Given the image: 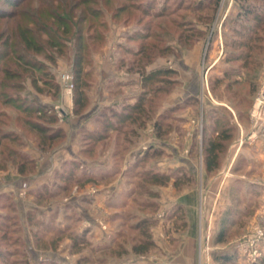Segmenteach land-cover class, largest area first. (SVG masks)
<instances>
[{"label":"rangeland","instance_id":"rangeland-1","mask_svg":"<svg viewBox=\"0 0 264 264\" xmlns=\"http://www.w3.org/2000/svg\"><path fill=\"white\" fill-rule=\"evenodd\" d=\"M206 1L208 0H126L125 2L121 0H0V83L3 84L5 81L4 73L6 70L16 67L15 60L19 54L26 53V58H38L50 65L49 61L46 60V55L51 54L52 51L49 46L47 48L44 44L48 43L50 39L58 37L57 34H54V31L59 30L62 34L63 29H59L57 21L60 20L59 16L63 13L67 17L74 16L77 18L84 10L87 21L81 24L83 40L88 41L91 33L88 27L93 23L94 26H97H95V32L104 31L106 33L107 31L110 41L109 47L112 50L117 42L138 31L140 27L136 19L123 24L111 18V14L119 5L125 3L129 5L137 4L141 9L151 5V8L155 10L163 7L167 11H175L180 14V16L177 14L174 17L169 15L168 19L165 18L167 21L165 24L170 23V20H175L177 23L179 20L183 22L186 20V22L189 21L205 28V23L197 19L198 13L197 11L194 12V8L200 4L204 6ZM74 4L77 7L70 13L69 10L61 11L63 5L70 8ZM187 5H189L187 11L181 10ZM239 9L240 6L236 0H222L211 30L207 31L200 41L202 44L198 66L200 75V95L198 97L200 98V104L197 102L198 113L191 117L195 120V128L192 131L194 140L188 148L193 155L192 158H196L197 170L195 172L190 171L188 177H193V181L189 186L193 188L197 186L200 192L199 220L197 223L199 239L196 251L199 263L202 264H222V262L215 261L214 256L218 252L225 251L237 253V261L232 264H262V261L264 262V236L254 243L258 230L264 231V137L259 131L260 127L262 129L264 125V115L258 116L257 119L253 116L258 96L264 87V2L257 3V11L263 19L262 27L257 29L252 27L254 25L253 21L244 22L242 25L233 24L232 17L238 14ZM201 10L204 14L210 12L209 10H203V8ZM93 12L95 17H92ZM153 13L156 14L154 11ZM124 16L122 14L121 19L118 20H123ZM64 19L63 22L67 23ZM155 20L160 23L158 19ZM103 21L106 24L100 27ZM154 23L153 20L152 24ZM44 25L49 28L46 31L47 33L41 32ZM27 27L31 29L30 32L25 31ZM251 28L254 29L251 31ZM4 31L8 33L4 34ZM66 31V35L62 34L61 40H58L60 43L66 44V54L57 57L59 66L53 67L50 65L52 72L56 74L61 82L64 91V100L55 103L59 121H64L74 110V87L73 93L68 96L66 87L68 85L62 81L61 75L63 73L73 75L68 67L74 57L77 31L76 27L74 28L71 24ZM23 37L30 39L34 47L43 46V49H41L43 52L35 53L33 48L30 52H27L24 48L25 41ZM89 43L88 48H91L94 57L100 50L94 46L95 41L90 40ZM136 47L138 45H135ZM9 75L7 74V76ZM25 76L27 78L22 81L25 86L24 95L32 98L36 91L32 86L30 74ZM224 76L227 77L226 81L219 84L218 79ZM39 95L42 99L44 96L47 97V95ZM2 99L3 97H0V101ZM191 101L186 102L193 103ZM2 109L9 112H5V117L0 116V119L4 122L1 129L2 133H5L8 129L13 130V134H9V139H5L3 144L12 145L10 139L17 133H24L26 139H31V136H28L19 127L20 125L16 124L14 115L17 112L11 108H4L0 102V111ZM208 110L214 111L208 114ZM204 113L207 115L204 116ZM187 116L190 118V115ZM214 126H217L218 132L227 127L231 128L233 132L231 138L225 141L226 149L222 153L219 169L208 174L204 166L202 143L204 135H211V129ZM30 139L26 142L24 149L32 150ZM259 143L261 145H258ZM172 162L177 161L173 160ZM122 164H125L124 161ZM8 165L10 166V174L8 173V177L0 175V185H3L4 182L8 183L9 180H11L10 182L14 181L13 169L15 167L11 162ZM144 166L156 167L157 162H152L148 158ZM7 169L8 166L5 170H1L2 173L8 172ZM128 175L134 184L128 186L129 190L125 192V196H128V202L123 203L118 196L115 198V203L116 199L119 200H117V204L113 205L119 209V212L115 213L113 223L109 224L111 229L108 224L103 225L102 223L103 228H105L104 231L109 232L106 235L107 237L98 240L91 239L92 242H89V247L84 249L91 257L87 264H96L95 258L100 254L101 249L106 250V253L104 252L106 257L102 264H142L145 262L156 264L157 262L154 263L151 259L152 255L159 257L161 261L159 264L174 261V250L171 253L167 251V255H164L165 251L163 249H169L168 242H171V244L173 242L172 236H170V239L165 240L162 236L163 232H161L162 226L165 225L167 220L168 212L163 208L162 202L149 197L147 190L142 189L143 194L140 193L138 183L141 182L142 174L134 172V174ZM0 188L2 189L1 186ZM186 189L188 188H183V190ZM4 193L6 192L2 189L0 191V216L11 215L14 217L16 215L15 221L17 224H14L15 222L12 219L0 218V251L4 256L0 258V264H21L18 261H21L19 259L23 258V254L29 264H49V257L42 256L36 261L33 260L31 255V250L40 246L38 244L39 238L44 240L46 234L41 233L42 236L38 237L39 234L36 236L35 232H31V228L29 232L28 226H25L18 213V207L13 197ZM168 197H170L169 194ZM206 197L207 202L205 203ZM208 198H212V201L215 199L216 204L212 206L213 204L209 202ZM171 210L174 211L173 208ZM204 214L209 217L208 223L203 222ZM146 216L153 217L157 222L151 227V231L158 247L153 252L145 254L147 258L135 257L132 254L122 255L121 252H118L122 250V247L128 249L130 253L133 244L141 240L142 235L138 225ZM168 222L165 225L167 235L173 228L170 219ZM178 225L177 227H179ZM78 226V223L73 222L68 232L81 236V231L75 230L78 229ZM188 226L187 224V227L182 230L187 232L189 230ZM222 229L226 230L227 237L225 242L218 244L216 239ZM64 241L62 240L60 246L65 245ZM81 252L83 251L81 250ZM66 258L65 261H59L60 263L56 262L55 264H76L75 261Z\"/></svg>","mask_w":264,"mask_h":264},{"label":"crops","instance_id":"crops-1","mask_svg":"<svg viewBox=\"0 0 264 264\" xmlns=\"http://www.w3.org/2000/svg\"><path fill=\"white\" fill-rule=\"evenodd\" d=\"M127 38L128 36L117 42L112 50L108 39L93 57L92 85L87 91L88 107L81 114L71 111L64 121H59L56 125L64 129L66 137L56 147L46 151L38 146L35 138H29L32 150L25 148L24 151L36 161L34 172L22 175L13 165L14 181L9 180L0 185L6 192L4 194L13 197L29 232L31 228L32 233L35 232L36 236L39 234L38 237L42 236L41 233L46 234L45 241L39 238V248L31 250L33 260L37 261L44 256L50 258L49 264H55L68 257L76 264L89 263L90 254L84 249L89 247L91 239L107 237L109 232L104 231L103 225L112 224L115 213L119 212L113 204H117L119 199L123 203L128 202L125 192L129 190L128 186L134 185L128 174H141L144 168L138 166V163L144 165L145 162H140L150 157L154 151L159 153L154 161L157 162V171L162 174L181 175L197 170L196 158H192L188 148L194 140L192 131L195 120L191 117L199 110L197 102L190 99L200 95L198 66L201 42L189 50H182L177 42H173V54L158 57L147 67L148 73L167 68L175 72L173 85L168 93H164V82H156L157 94L162 98L156 103L153 118H150L147 111L149 105L144 101L145 97H150V93L143 76L131 72L128 66H120L119 63L121 59L118 44L126 42ZM73 63L72 59L68 67L70 72L73 71ZM63 92L62 90L61 102L64 100ZM34 96L43 104L53 103L51 97L44 96L43 100L37 92ZM188 100L193 103H187ZM112 121L115 122L114 126L107 127ZM158 122L161 124L160 130L156 125ZM86 135L95 138L93 145L84 141ZM29 139L25 141L28 142ZM173 160L177 162L173 163ZM123 161L125 164H122ZM9 167L8 165V172L5 174L0 170V175L8 177ZM184 187L188 189L183 190ZM138 188L140 189V184ZM154 190L159 194L158 201L163 203V208L168 212L165 225L169 223V219L173 225L169 235L166 234L165 225L161 229L165 240L170 239V236L173 240L172 244H167L169 249L163 248L164 255L172 250L175 253L174 261L164 264H202L199 263L196 251L200 201L197 186L193 188L182 184L178 187L175 179H172L168 185L157 186ZM117 196L119 199L115 203ZM208 199L212 206L216 204L215 199ZM179 209L180 214L185 211V221L189 225L187 232L180 226L177 228V224L183 222V217L177 214ZM204 221H209L206 214L203 215ZM73 222L78 223V229L75 230L81 231L82 238L76 246L72 236L74 233L68 232ZM62 240H65L64 246H60ZM81 250L83 252L80 253ZM104 252L106 250H100L95 258L96 264L103 263L106 257ZM131 254L147 258L145 255L130 252L129 255ZM151 259L156 264L161 263L159 257L152 255Z\"/></svg>","mask_w":264,"mask_h":264},{"label":"trees","instance_id":"trees-1","mask_svg":"<svg viewBox=\"0 0 264 264\" xmlns=\"http://www.w3.org/2000/svg\"><path fill=\"white\" fill-rule=\"evenodd\" d=\"M121 1L125 2L126 0ZM236 2L240 6V9L238 14L235 17H232L233 24L242 25L244 22L253 21L254 25L252 27L256 29L262 27L261 24L263 23V19L260 13L257 11V3L264 2V0H236ZM221 3L222 0H208L205 2L204 6L200 3V5L195 6L194 12L197 11L198 13L197 19L202 23H205V28H201L189 21L186 22V20L184 22L179 20L178 23L175 22V20H170V23L165 24L167 23L165 18L168 19L169 15L172 17L177 16L178 13L175 11H167L166 9H163V7L155 10L154 8H151V5L141 9V7H139L137 4L129 5L128 3H125L116 7L111 14V18L117 22L127 24L133 21L132 19H136L138 25L140 26L138 31L128 36L126 42L118 44V51L121 59L119 63L120 66H128V69L131 72H137L143 76L145 85L149 87L150 97H145L144 101L146 100L149 105V109L147 111H149L148 114L150 118H153L155 105L159 102L160 98H162V96L160 97L157 94V89L155 88L156 82H164V93H168L170 91L169 89L172 88V78L174 77L175 72L167 68L151 71L148 73L147 67L151 65L158 57L169 56L173 54V42H177V44L180 46V49L182 50H189L193 48L198 42H200L206 32L211 30ZM76 4L73 5L74 7L72 6L70 8H68L66 5H63L64 7L61 9V11L64 12L65 10H69L70 13V11L77 7ZM201 8H203V10H209L210 12L208 14H204ZM187 9H189V5L181 10L187 11ZM54 11L56 12L57 9ZM153 11L156 12V14H154ZM122 14L125 15L123 20H118L121 19ZM178 16H180V14H178ZM59 17L60 20L58 19L57 22L59 24V29H63L62 34L64 36L66 35V29L70 27V24L73 25L74 28L76 27L77 31V41L75 42V53L73 57L74 63L72 71L74 75L73 98L74 113L81 114L89 105L87 91L90 89L92 85L91 81L93 79L92 66L94 58L91 48H88L90 46L89 42L90 40L95 41L96 43L94 46L96 49L100 50V48L107 42L108 34L107 31L106 33H104V31H100L99 33L95 32L96 25L94 26L92 23L88 27L89 31H91L88 41L86 42V40H83V28L81 27V24L87 21L84 10L77 18L74 16L67 17L64 13ZM92 17H95L94 12L92 13ZM63 19L67 21V23L63 22ZM155 19H158L160 23H157ZM153 20L155 22L154 24H152ZM103 22L100 27L105 26L106 22ZM254 28H251L250 30L252 31ZM47 29H49L47 25H44L43 28H41V32L47 33ZM25 31L30 32L31 29L27 27L25 28ZM3 33L7 34L8 32L4 31ZM54 34H57L58 37L50 39L48 43L44 44V46H47V48L49 46V49L52 51L51 54L46 55V60L49 61L50 65L56 67L58 65L57 57L64 56L66 54L65 50L67 46L66 44L64 45L58 41L61 40L60 38L62 35L59 30L54 31ZM23 40L25 41L24 48L27 52H30L32 48L34 49L33 52L35 53L43 52V50L41 51L43 46L34 47L32 46L33 44H31L32 41L30 39L23 37ZM136 42H138V44H136ZM135 45H138V47L135 48ZM180 49L178 47V50ZM15 61L16 67H14V69H7L4 73L5 81L3 84L0 83V97H3V99L0 101L1 106L4 108H11L17 112L14 115L15 121L17 122L16 124L20 125L19 127L26 134H28V136L35 138L38 146L42 150L46 151L53 149L66 137L64 129L56 126L59 122V117L55 109V103L60 101L63 86L56 74L52 72L51 67L47 64V62L45 63V61H41V59L34 57L26 58V53L19 54ZM7 74L10 75L7 76ZM26 74H30L32 86L35 91L39 94L51 97L53 100L52 104H43L36 96L28 98L26 97L27 95H24L25 86L22 81L27 78L25 76ZM226 79L227 77L224 76L223 78L218 79V83L223 84ZM192 99L200 104L199 97H194L190 100ZM142 103L143 100L140 102V106ZM213 111L214 110H208V114H211ZM5 112L8 111L2 109L0 111V116L5 117ZM206 113H204V116L207 115ZM3 123L4 122L0 119V170H5L8 164L11 162L16 168H18L19 173L22 175H28L34 172L36 161L24 151V147L26 145V135L24 133H17L10 139L12 145L7 143L3 144L5 139H9V134H13V130L9 129L5 131V133H2L1 129L3 128ZM143 123H145V121ZM114 124L115 122L112 121L106 126L110 128L113 127ZM156 125L158 126V130H160V122H158ZM167 132L168 130H166V134ZM211 132L215 135L212 133L209 136L204 135L202 143L204 166L205 171L208 174H211L219 169L222 153L226 149L225 141L231 138L233 131L231 128L227 127L218 132L217 126H214L211 129ZM94 140L95 138L93 137H89L88 135L84 136V141L88 142V144L93 145ZM158 156V151H154L148 158L149 160H152V162H156L154 160H156ZM148 158L143 159L140 163L147 161ZM144 165L138 163V166H142V168H144V171L141 173V182L139 183L140 193L143 194L142 189L147 190L149 197L155 201L159 197V194L153 188L157 186L168 185L172 179H175V185L178 187L182 186V184L190 185V183L193 181V177H188L187 173H182L181 175H176V173L162 174L161 172L157 171L156 167L152 166L153 168H150L145 167ZM179 211L180 209L177 211V214L183 217V222L178 226H180L182 229H185V227H187V223L185 221V211L183 210L181 214ZM15 216L12 217L11 215H1L0 218L5 220L12 219L13 222H15L14 224H17L15 221ZM156 223L157 222L155 219H153V217L148 216L140 221L138 228L141 230L142 237L139 242H135L133 244L130 251L131 253L136 255H145L153 252V250L158 247L151 231V227ZM72 236H74L73 242L74 246H76L79 244L82 238L81 236H76L75 234ZM226 237V230L222 229L218 233L216 242L218 244L223 243L225 242ZM118 252H121L122 255L129 254L128 249L125 247H122V250H119ZM24 256L25 255L23 254V258L19 259L21 261L18 262L21 264H29L28 260ZM3 257V253L0 251V258ZM214 260L217 262H222V264H232L237 261V253L228 251L220 253L218 252L215 254ZM262 264H264L263 261Z\"/></svg>","mask_w":264,"mask_h":264},{"label":"built area","instance_id":"built-area-1","mask_svg":"<svg viewBox=\"0 0 264 264\" xmlns=\"http://www.w3.org/2000/svg\"><path fill=\"white\" fill-rule=\"evenodd\" d=\"M61 79L64 83H66V86L67 87V95L71 96V94L73 93V87H74V84H73V75L71 73H63L61 75ZM254 117L257 119L258 116L260 115H264V87L262 88L259 96H258V99H257V103H256V106H255V109H254ZM262 120V119H260ZM264 120V119H263ZM263 128L261 129L260 127V132L262 134V136L264 137V125L262 126ZM264 236V231H262L261 229L258 230V232L256 233V239H254V243L257 242V239H260Z\"/></svg>","mask_w":264,"mask_h":264}]
</instances>
